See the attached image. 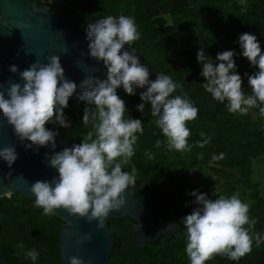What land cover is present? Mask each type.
Returning a JSON list of instances; mask_svg holds the SVG:
<instances>
[{"label": "clouds", "instance_id": "1", "mask_svg": "<svg viewBox=\"0 0 264 264\" xmlns=\"http://www.w3.org/2000/svg\"><path fill=\"white\" fill-rule=\"evenodd\" d=\"M85 31L87 54L102 61L107 69L106 78L88 75L77 85L65 76L60 57L53 54L47 63L37 60L19 71L23 83L12 82L7 88L0 85V112L13 126L20 141H30L25 144L26 148L35 145L55 149L58 129L46 124L69 126L64 112L69 106V97L75 95L85 102L82 122H91L92 130L79 143L45 153L57 175L51 180L34 181L30 191L35 197V206L42 208L44 215L55 214L56 209L63 208L89 222L95 220L97 227H103L110 211L125 204L124 191L135 184L136 177L123 166L135 155L136 134L144 131L141 118L125 117L128 107L117 89L122 87L129 95H135L138 88L143 89L139 92L141 102L136 108L145 113V102L151 104V116L156 118L154 123L166 137L169 149L191 150L187 139L191 131L186 122L196 119L199 109L183 92V85L171 75L161 71L154 80L150 79L152 69L141 63L135 48L125 47L141 35L133 17L107 15L88 23ZM237 42L240 54L257 66L251 74H244L251 94H246L242 88L241 74L236 71L235 49L217 52L218 63H214L205 49H199L200 75L205 78L202 86L213 99L227 101L229 112L247 114L255 107L264 116V51L253 33H240ZM9 68L14 73L18 71L17 65ZM177 89L181 90L180 94H174ZM200 135L205 139L197 143L203 147L211 137L204 132ZM162 143L164 141L157 140L155 146L160 147ZM146 155L152 158L153 154L149 150ZM17 156L15 145L0 147V158L9 167ZM223 157L224 153L212 154L213 161ZM189 195L198 205L181 218L186 229L183 236L190 264H205L214 254L239 260L252 251L254 240L257 245L264 242V235L251 232L256 220L250 218V205L241 200L238 192L230 196L216 195L213 199L193 189ZM5 196L10 198L11 193L0 194V198ZM85 238H90V234ZM18 247L23 249L25 245L21 242ZM25 255L37 261L39 253L31 248ZM68 264H84V260L72 255L68 257Z\"/></svg>", "mask_w": 264, "mask_h": 264}, {"label": "trees", "instance_id": "2", "mask_svg": "<svg viewBox=\"0 0 264 264\" xmlns=\"http://www.w3.org/2000/svg\"><path fill=\"white\" fill-rule=\"evenodd\" d=\"M96 7L107 15L124 14L135 19L140 38L126 47L135 48L152 71L165 72L183 85V92L191 98L199 112L197 118L187 121L191 134L187 138L191 150L178 151L167 147L166 137L154 123L151 104L146 103L145 113L137 110L140 101L127 94L123 88L117 92L125 100L131 115L141 118L144 131L137 133L135 155L124 170L135 177L131 186L137 197H157L155 216L166 218L171 208L178 215L181 237L147 243L142 249L134 247L131 238V219L122 217L107 220L113 239L109 259L113 264H190L186 253V231L181 218L198 205L193 203L191 190L198 189L215 199L216 195L239 193L249 207V216L256 220L252 233L264 235V194L259 183L253 179L252 161L264 162V116L258 108H250L247 114L229 112L226 103L212 98L202 86V64L197 52L205 49L214 63L217 52L235 49L234 59L242 77V88L251 94L245 73L251 74L257 66L241 55L237 42L242 32L257 36L264 51V0H96ZM177 89L176 93L180 94ZM85 102L69 100L64 109L70 125L47 123L58 129V134L72 143H79L92 130V123L82 122ZM211 137L208 144L200 147L197 141L205 139L200 133ZM164 143L156 147V141ZM151 150L152 158L146 153ZM224 153L223 159L212 160V154ZM120 159V158H117ZM201 167L202 181L192 184L191 171ZM134 169V171H133ZM63 220L55 215H44L35 206V197L26 198L20 193L0 198V254L7 264H41L49 259L62 264L56 248ZM248 227V225H245ZM25 248L18 247L20 243ZM35 248L37 261L26 258V251ZM205 264H264V242L253 241L252 251L239 260L227 255L214 254Z\"/></svg>", "mask_w": 264, "mask_h": 264}, {"label": "water", "instance_id": "3", "mask_svg": "<svg viewBox=\"0 0 264 264\" xmlns=\"http://www.w3.org/2000/svg\"><path fill=\"white\" fill-rule=\"evenodd\" d=\"M86 27L75 24L55 9L37 8L30 0H0V85L7 88L12 82L23 83L19 71L37 60L47 63L53 54L60 57L65 76L77 85L88 75L106 78L107 69L102 61L87 54ZM136 55L141 63L152 69L142 54ZM13 64L18 67L15 73L9 68ZM155 78L156 74L152 71L150 79ZM77 91H80L79 87ZM69 100L83 102L75 95ZM26 143L30 141H20L13 126L0 112V147L15 145L18 153L11 167L0 158V194L9 191L33 198L30 185L34 181L51 180L57 175L56 170L48 164L45 153L70 146L69 141L59 134L56 136L55 149L35 145L26 148ZM8 173L11 175H6ZM124 196L126 202L123 207L110 211L103 227H97L95 220L89 222L85 217L70 214L66 209H56L55 215L63 220L56 245L62 264H68V257L72 255L82 257L84 264H113L109 259L113 244L107 225L110 219L126 217L133 221L130 241L138 249L160 237L170 239L182 236L174 208L170 209L166 218L154 219L157 208L152 207L150 201H157L156 196L146 199L137 197L131 187L124 191ZM86 234H90V238H85ZM0 264H7L1 254ZM41 264L58 263L46 259Z\"/></svg>", "mask_w": 264, "mask_h": 264}, {"label": "flooded vegetation", "instance_id": "4", "mask_svg": "<svg viewBox=\"0 0 264 264\" xmlns=\"http://www.w3.org/2000/svg\"><path fill=\"white\" fill-rule=\"evenodd\" d=\"M37 8H50L55 9L58 14L66 16L75 24L88 25V23L105 17L106 12L102 13L96 7V0H30ZM152 207L158 209L155 201H150ZM156 213V212H155ZM154 219L160 217L153 216ZM163 219V218H160ZM132 221V220H131ZM133 221L131 222V226Z\"/></svg>", "mask_w": 264, "mask_h": 264}, {"label": "rangeland", "instance_id": "5", "mask_svg": "<svg viewBox=\"0 0 264 264\" xmlns=\"http://www.w3.org/2000/svg\"><path fill=\"white\" fill-rule=\"evenodd\" d=\"M242 1V0H241ZM252 167L254 170L253 179L259 183L260 189L264 194V162H257L256 160L252 161ZM202 168H194L189 176V181L192 184H198L202 181ZM242 201L248 203L243 197H240Z\"/></svg>", "mask_w": 264, "mask_h": 264}]
</instances>
